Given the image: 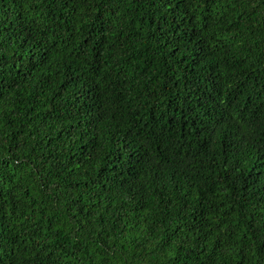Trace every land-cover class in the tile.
Masks as SVG:
<instances>
[{
	"label": "trees",
	"instance_id": "1",
	"mask_svg": "<svg viewBox=\"0 0 264 264\" xmlns=\"http://www.w3.org/2000/svg\"><path fill=\"white\" fill-rule=\"evenodd\" d=\"M0 264H264V0H0Z\"/></svg>",
	"mask_w": 264,
	"mask_h": 264
}]
</instances>
